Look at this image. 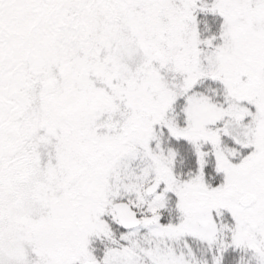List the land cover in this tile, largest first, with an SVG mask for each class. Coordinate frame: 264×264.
<instances>
[{
	"label": "snow or ice",
	"instance_id": "1",
	"mask_svg": "<svg viewBox=\"0 0 264 264\" xmlns=\"http://www.w3.org/2000/svg\"><path fill=\"white\" fill-rule=\"evenodd\" d=\"M0 264H264V0H0Z\"/></svg>",
	"mask_w": 264,
	"mask_h": 264
}]
</instances>
